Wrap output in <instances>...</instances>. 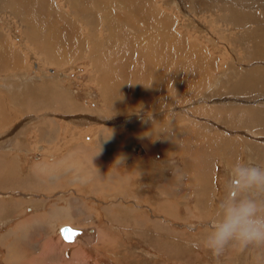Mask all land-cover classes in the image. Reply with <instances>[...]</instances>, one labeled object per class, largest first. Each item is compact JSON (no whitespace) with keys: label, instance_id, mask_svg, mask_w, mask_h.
I'll return each mask as SVG.
<instances>
[{"label":"rangeland","instance_id":"374dc122","mask_svg":"<svg viewBox=\"0 0 264 264\" xmlns=\"http://www.w3.org/2000/svg\"><path fill=\"white\" fill-rule=\"evenodd\" d=\"M82 1L89 0L30 1L34 10L46 9L41 16L50 19L47 30L54 33L51 34L52 48L49 45L54 52L43 56L35 48L36 41L26 37L25 24L14 10L9 6L0 10L3 50L0 62L11 52L20 59L19 66L8 64L0 70V239L12 236L10 229L15 228L12 217L20 213L29 215L30 206L53 204L59 212L57 215L51 212L52 217L71 223L74 221L73 214H68L71 207L60 205L71 199L74 206L91 208L90 213L78 215V222L84 218L90 224L94 220L105 227L111 221L113 226L109 227L117 236L122 233L115 256L101 245L98 249L88 246L92 255L96 253L105 264H191L180 259L179 255L194 252L192 246L182 241L202 240L210 218L184 211L187 203L195 198L196 186L201 187L200 194L207 187L209 195L214 190V179L215 189H221L226 169L238 157L264 166V87L228 93L234 85L230 80L240 76L237 70L264 69V55L260 58L256 52L257 39H253L254 35L251 40L246 37V33L264 26V0H148L164 19L160 26L153 23L159 33L170 31L182 46L192 47L194 53L187 54L191 59L195 60L201 52L211 61L206 68L203 66L209 78L196 97L192 95L190 100L156 97L155 103L145 102L156 105L157 110L141 101L139 106L138 101L130 106L129 102L121 104L125 101L118 102L110 94L103 95L98 82L101 69L96 67L100 56L91 52L95 49L101 54L107 46H113V40L110 41L108 33H103L101 19L95 23L88 20L87 16L90 19L91 15L85 10L80 13L85 21L72 13L76 9L73 4L81 8ZM133 1L140 10L145 8L144 1ZM109 2L112 11H119L120 0ZM93 13L96 18L102 16L99 11V14ZM138 23L126 30L130 38L148 33ZM91 32L93 36L88 35ZM39 41L44 44L43 38ZM80 41L84 43L81 53L76 50ZM116 52L123 55L119 49ZM128 83L123 85L129 87ZM159 88L161 93L164 88ZM113 105L114 110L110 109ZM227 108L234 111H224ZM194 109H215L217 113H197ZM211 158L214 168L206 164ZM68 163L79 165L73 172L75 175L69 177ZM80 166L90 168L89 180H86V171H83L84 179L78 174ZM171 171L182 178L181 188L175 192L156 185ZM148 172H155L154 187H149L153 180L147 176ZM57 188L66 191L57 196L53 193ZM5 191L10 193L4 195ZM19 191H26L27 196ZM41 192L45 195H34ZM165 200L177 204L175 209L180 210L181 219L178 212L157 214L153 211V206L170 208ZM185 214L194 220L185 219ZM118 220L123 223L122 229L116 225ZM163 221H171L176 228L171 229L168 237ZM180 223L198 229L192 231L180 227ZM52 231L58 234L55 228ZM50 232H46L45 239ZM191 235L193 239L187 238ZM17 237L20 236L16 235L12 245H1L0 253L6 252L7 247L9 255L18 254ZM86 237L91 238L83 235L79 239ZM201 254V261L193 264H264V247L243 251L228 247L219 257H214L200 246L194 255Z\"/></svg>","mask_w":264,"mask_h":264},{"label":"bare ground","instance_id":"6f19581e","mask_svg":"<svg viewBox=\"0 0 264 264\" xmlns=\"http://www.w3.org/2000/svg\"><path fill=\"white\" fill-rule=\"evenodd\" d=\"M30 1L31 0H0V10L8 6L14 10L15 15L25 24L24 31L27 34L26 37L36 41L34 44L36 46L35 48L38 50V53H43L42 56L46 53L52 55L54 51L52 52L51 50V46H53L51 43V34L54 33L50 34V32L47 30L48 24H50V19L45 16H41L42 13H45L46 9H35L36 11L40 12L39 14L35 12L33 8H31ZM38 1L40 2V0ZM138 1H144L143 3H145V8L143 7V9L140 10L138 6L135 5L136 3L134 4L133 0H120L119 11L111 10L112 5H110L109 0L82 1L81 8L75 3L73 4V6H75L78 11L74 9L72 13L78 19L80 18L79 20L85 21L83 17H80V13H83L82 11L84 10L88 15H91L90 19L87 16L88 20L95 23V21H100L101 19L103 30L105 31H103V33H108V35H110V41L111 39L113 40L111 41L113 46H107L106 50L104 51L105 53L102 52L99 54L98 50L95 51V49L91 52L98 57L100 56L96 67L99 66L101 69L98 82L101 84L103 95L104 93L107 95L110 94V96L116 98V101H125L121 104L129 102L130 106L133 101H138V106L145 102L152 104L154 102L153 99L156 97L161 99L163 97L166 98V100L167 98L170 100L173 97H179V99L183 97L185 100H190L193 98L192 95L196 97L202 91V89H204V84L209 78L208 70L205 68L209 66V63L211 62L210 59L208 56H204L201 52L198 53L199 56L195 60L191 59L187 54H190V52L194 53V49L192 47L182 46V44H180L181 41L176 36L172 35L170 31L159 33L157 27L154 26V24L160 26L164 19L161 18L160 12L154 7L152 2H148V0ZM33 4H36V2H33ZM92 10L97 14H99V11L102 15L101 18H96ZM35 15L38 16V18ZM58 20L60 21L61 19ZM138 22L141 23L143 28L147 30L145 31L148 33H138V35H136L137 37L130 38L126 33V30L128 27L135 26V24L138 25ZM235 22H237V20ZM238 22H240V20H238ZM56 23L58 24L57 21ZM250 32L246 33V37L247 39L251 40V35L255 36L253 39H257L256 42L258 47L256 52H258L257 54H259L260 58H263L264 26H260L257 28V30H251ZM31 33H33V35H31ZM88 35H92V32L88 33ZM54 36L55 35H53V37ZM39 38L44 39V44H40ZM83 44L82 41H80V44L76 48L79 53L83 52ZM49 45L51 48H49ZM93 45L91 46L93 47ZM0 49V51H3L2 47ZM118 49L121 50L123 55H119L118 52H116ZM85 50L89 49L85 48ZM8 64H14L16 67L19 66V56L13 52L8 53V55L5 56V61L0 62V70L7 68ZM203 66H205V68ZM123 67L126 69L125 71ZM121 68L124 71L122 75L121 72L123 71ZM250 69L251 70H244V72L242 69L237 70L240 76L237 78V80H230L234 82V85L232 86L231 90H228V93L233 92L234 94H238L241 91H246L248 89L254 90L264 87V69L260 67ZM230 78H232V75ZM149 79H151V81H149ZM121 80L123 81L121 82ZM124 82H129L128 86H130L127 87V84L123 85ZM161 86L164 89L162 88L163 90L160 93L158 91L161 90L159 88ZM109 99L112 100L111 98ZM155 101H158V99ZM148 103L145 104L149 105ZM171 103L172 102L170 101V104ZM151 104L149 106L153 107L154 109L156 108L157 110L156 105ZM114 108L115 107L113 105V108L110 109L114 110ZM231 109L234 111V108H227L224 109V111H231ZM194 110L197 113H217L215 109H204V111H198L196 109ZM5 176H7V174ZM89 234V232L83 233L77 239L83 237V235H87L89 237ZM17 239L19 242L20 238L17 237Z\"/></svg>","mask_w":264,"mask_h":264},{"label":"crops","instance_id":"0c3cea01","mask_svg":"<svg viewBox=\"0 0 264 264\" xmlns=\"http://www.w3.org/2000/svg\"><path fill=\"white\" fill-rule=\"evenodd\" d=\"M206 164L208 166L213 165V168H214L215 163H214L213 159L211 158V159H209L208 162H206ZM78 166L74 165V163L73 164L68 163L67 167H66L67 176L69 177V176L75 175V173H73V172L77 171L76 167H78ZM132 166L134 167L135 164H133ZM78 170H79L78 174L81 175L83 177V179H84L83 171H86V172H84L87 175L86 180H89V177H90V176L88 177V172L90 173L89 167L83 168L80 166L78 168ZM174 171H176V170H174ZM153 174H155V172H153V173L148 172L147 173V176L149 177V179L153 180V181L149 182V187H151V186L154 187V185L156 184L155 183V176H153ZM86 180H84L85 183L87 182ZM180 180L182 181L181 176L179 174L177 175L176 173L171 171L170 174H167L164 176L163 182H160L156 185L157 186L161 185L163 188L169 189V192L170 191L175 192L176 190H180V188H181V183H180L181 181ZM157 182H159V181L157 180ZM85 183H84V185H87ZM189 183L190 182H187V184H189ZM193 186H194V184H193ZM196 187L194 186V188H196L198 190L195 194V198L193 199L192 202L190 201V203L189 202L187 203V206H186V208H184V211L187 214L189 211V213L191 212V213H193V215L206 214V215H204L205 217L206 216L211 217V214L213 213V210H214V205H215L216 201L218 200L219 194L222 192V185H221V189L216 190L215 189V187H216L215 180L212 179V187L214 190H211L209 192V195L207 194V189H208L207 187L205 190H203V187H202L203 194H200V193H202V191L200 193H198L199 189L201 187H199V186H196ZM57 189H56V191L53 192L55 195L57 194V196H58V194H61L62 192L66 191V190H62V189H58V190ZM218 191H219V193H218ZM5 192L6 193L4 195H7L10 193V191L9 192L5 191ZM18 193L22 194L23 196H27L26 191L25 192L19 191ZM43 194L45 195V193H42V192L36 193L34 195L35 196H38V195L43 196ZM51 196H52V194H51ZM176 196H177V194H176ZM179 196H180V193H179ZM179 196H178V198H179ZM181 196H182V194H181ZM198 196H199V198H198ZM166 201H168V205L170 206V208L168 206L167 207L162 206L163 209H165V211H164L163 209H161L162 207L153 206V209H154L153 211L157 212V214H166L168 212H171V213L178 212V217L181 219L183 217V215L181 217L180 210L179 209L176 210L178 208L177 204H175V202L174 203L169 202V200H165L164 203ZM54 202H56V201H54ZM52 205L47 206V207H45L43 205H41L40 207L30 206V208H31L30 210L32 212H30L29 215H24V214L20 213L16 217H12V219H14L13 222H15V226H14L15 228L10 229V234L12 236L9 238L6 237L3 239H0V246L1 245H7V246L12 245L14 238L16 237V235H18V236H20L19 237L20 239H19V242H16V244H17V252H19V253L9 255L8 249L6 247V252L0 253V264H105L104 262L101 261V259L98 258L96 253H94L92 255V253L88 250V246L89 247H96L98 249L99 245H101L105 249H110L111 253H113L114 256L118 254L117 247H119V243L121 241V234L122 233H120V237L117 236L116 231L113 228L109 227V226H113V225H110L111 221L109 222L108 226L105 224V227H102V226L100 227V225H98V223L95 222L94 220H93V222L91 220L92 224H90L89 222H86L84 218L81 222L80 221L78 222V220H79L78 215L81 213L82 214L90 213L91 208L90 207L86 208L84 206H82V207L74 206V204L72 203V200L67 199L64 204H60V205H64L65 207H68V206L71 207V210L69 211V213H71V215L73 214L74 221H71V223H69V224H71L73 226L85 228V229H87V233L88 232L90 233L89 236L91 235V238L86 237L85 239H77V240L72 241V242H67V241L63 240L58 234L55 235V233L52 231V228H55V232L57 233L58 226L60 224L64 223L62 219L57 220L60 217H57V218L52 217L51 212L52 213L55 212L54 213L55 215H57L59 212L58 210L55 211V209L53 208ZM8 207H10V206H8ZM25 207L26 208L28 207L27 204ZM115 207L116 206H114V208ZM51 208H53V209H51ZM104 208H106V207H104ZM126 208L128 210V207H126ZM129 209H130V207H129ZM149 210L152 211L151 209H149ZM103 212H104V216L106 218V210L104 209ZM187 214L184 215L185 219L190 218V217H188ZM61 217L65 218L64 215H62ZM161 218H163V216ZM197 218H200V217H197ZM164 219L166 220V217ZM193 220H194V218L191 217L190 221H193ZM162 223L164 225V226L162 225V227L166 231L165 235L167 237L170 236V234H171L170 231L173 228L174 223H172L171 221H168V222L163 221ZM153 224H155V223L153 222ZM116 225L119 228L121 227L120 229H122L123 223L118 220V224H116ZM179 226L180 227H186L192 231L198 229L197 226L196 227L191 226V228H190V227H187L188 225L182 224V223H180ZM167 229H168V232H167ZM173 229L176 230L175 227ZM117 230H118V228H117ZM183 231H184V232H182L183 235H186L185 230H183ZM46 232H50V233L47 235V238L45 239L44 237H46L45 236V234H47ZM184 237H187V236H184ZM187 238L193 239L194 237L191 235ZM194 240H195L194 243H189V242L187 243V240H185V239H183V241H182V242H185L186 244H189L190 246H192V248L194 249L193 250L194 252L189 253L192 255H194L195 250H199V248H200V246L194 247L193 245L199 244L201 239L200 238H198V239L194 238ZM86 243H87V245H86ZM189 254L179 255L180 259L186 260L191 264H193V262L197 263V262L201 261V259H202V254H201V256H198L199 258L195 257V255H194V257H192V255L188 257ZM199 254H200V252H199ZM177 258H179V257H177ZM187 258H189V259H187ZM196 259L197 260L199 259V260L197 261Z\"/></svg>","mask_w":264,"mask_h":264},{"label":"clouds","instance_id":"9594fccd","mask_svg":"<svg viewBox=\"0 0 264 264\" xmlns=\"http://www.w3.org/2000/svg\"><path fill=\"white\" fill-rule=\"evenodd\" d=\"M219 257L226 248L243 251L264 247V166L238 157L226 169L222 195L208 220V231L199 244Z\"/></svg>","mask_w":264,"mask_h":264},{"label":"water","instance_id":"95a60500","mask_svg":"<svg viewBox=\"0 0 264 264\" xmlns=\"http://www.w3.org/2000/svg\"><path fill=\"white\" fill-rule=\"evenodd\" d=\"M135 147H137L136 149H138V146H134L133 148L135 149ZM67 229V232H63V230ZM57 232L58 234L61 236L62 239L68 241V242H72L75 241V239H77L81 234L86 233L87 230L85 228L82 227H76V226H72L69 223H62L58 226L57 228ZM73 233H75L76 235H74L71 239V241H69L68 239H66V236L72 235Z\"/></svg>","mask_w":264,"mask_h":264},{"label":"snow or ice","instance_id":"6c2138e0","mask_svg":"<svg viewBox=\"0 0 264 264\" xmlns=\"http://www.w3.org/2000/svg\"><path fill=\"white\" fill-rule=\"evenodd\" d=\"M67 231H68L67 229L63 230V232H67ZM74 235H76V234L73 233L72 235L66 236L65 238L68 239L69 241H71V239H72V237H73Z\"/></svg>","mask_w":264,"mask_h":264}]
</instances>
